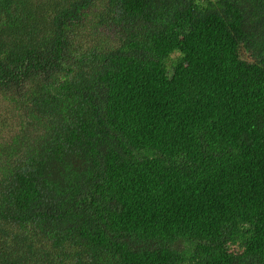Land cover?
<instances>
[{"label":"trees","instance_id":"1","mask_svg":"<svg viewBox=\"0 0 264 264\" xmlns=\"http://www.w3.org/2000/svg\"><path fill=\"white\" fill-rule=\"evenodd\" d=\"M0 264H264V0H0Z\"/></svg>","mask_w":264,"mask_h":264}]
</instances>
